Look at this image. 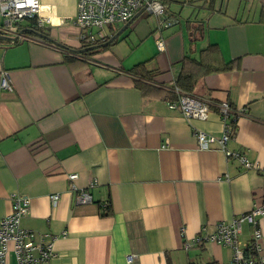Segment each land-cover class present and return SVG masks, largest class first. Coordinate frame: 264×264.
Listing matches in <instances>:
<instances>
[{
	"label": "crops",
	"instance_id": "0c3cea01",
	"mask_svg": "<svg viewBox=\"0 0 264 264\" xmlns=\"http://www.w3.org/2000/svg\"><path fill=\"white\" fill-rule=\"evenodd\" d=\"M39 1L51 20L45 33L85 48L72 23L77 0ZM163 1L176 24L158 29L142 12L111 25L110 37L120 32L100 48L71 52L39 37L0 47V81L7 72L11 83L0 86V218L13 194L27 196L21 227L56 235L48 264H128V254L129 264H229L231 249L208 235L264 204L260 172L217 144L199 149L194 137L196 130L221 135L215 105L227 101L244 108L227 147L264 165V0ZM28 24L21 29L35 37ZM190 59L215 68L193 87L212 103L204 120H188L140 88L166 89ZM68 173L92 202L76 203ZM259 227L264 245V220ZM251 238L243 224L239 246Z\"/></svg>",
	"mask_w": 264,
	"mask_h": 264
},
{
	"label": "built area",
	"instance_id": "2783aa9c",
	"mask_svg": "<svg viewBox=\"0 0 264 264\" xmlns=\"http://www.w3.org/2000/svg\"><path fill=\"white\" fill-rule=\"evenodd\" d=\"M39 0H0V47L11 46L21 41H32L35 37L23 32L21 23L28 21L37 28L50 24L48 17L41 16ZM145 12L157 18L158 29L167 28L177 23L178 19L168 13V6L163 0H77V12L72 23L79 30V41L82 46L97 44L110 38L107 29L116 23H126L135 15ZM37 37V38H36ZM158 48L162 49V41H157ZM0 86L11 89L10 78L7 72L2 73ZM175 98L167 102L169 109H177L186 119H206L212 105L209 97H198L182 92L178 87H173ZM221 118L223 130L216 137L201 130L194 132V137L199 149H209L212 144H217L226 158L233 159L245 169L255 170L264 176V165L251 162L243 153L227 147L231 139L236 119L243 115L244 108H234L229 102L221 101L215 105ZM235 118V121H232ZM70 188L75 191V200L78 204L92 202V196L86 188H77L73 181L76 173H68ZM50 200L56 204L59 194H52ZM30 200L27 196L13 194L11 196V211L0 218V264H12L10 254L14 256L13 264H48L55 256L54 240L56 235L51 233L36 234L31 230L21 227V218L29 212ZM109 202H103L101 208L107 212ZM264 220V204L254 206L249 212L242 213L230 221H220L216 224L213 233L207 239L231 249L229 264H264V245H261L260 221ZM243 224L252 227L250 242L241 248L238 236ZM65 235V233H62ZM200 241L199 237L194 241ZM190 242H184V248L191 247ZM250 253L246 252V249ZM132 254L126 256L129 264L133 259Z\"/></svg>",
	"mask_w": 264,
	"mask_h": 264
},
{
	"label": "trees",
	"instance_id": "16d2710c",
	"mask_svg": "<svg viewBox=\"0 0 264 264\" xmlns=\"http://www.w3.org/2000/svg\"><path fill=\"white\" fill-rule=\"evenodd\" d=\"M29 23L30 24H28L27 26H29V28H30L29 30L32 33H33V31H39L42 34H46L42 28H37L34 25V23H32V22H29ZM42 40H44V39H42ZM106 41H103V42H100L97 44L86 45L83 47L99 45V44L105 43ZM3 47H5V46H3ZM210 49H215L214 45L208 46L204 50L209 51ZM188 62L189 63L183 62L182 67L179 70L178 74L176 75L173 84L171 86L167 87L166 89L155 87L151 84L144 83V84L140 85L141 90L143 91L144 94L156 95V96L160 97L161 99L171 100V99L175 98V95L173 92V87L176 86L182 92H185L189 95L195 96V94L193 93L194 85H196L197 81L200 79V77H202V75H205L211 71H214L215 68L209 67L207 65H203L202 63H200L194 59H190ZM139 66H141V65H139ZM139 66H136L133 72H135V70H137V67H139ZM222 69H224V68H222ZM146 73H150V72L146 71ZM232 121H235V118ZM246 252L250 253V250L247 248Z\"/></svg>",
	"mask_w": 264,
	"mask_h": 264
},
{
	"label": "water",
	"instance_id": "95a60500",
	"mask_svg": "<svg viewBox=\"0 0 264 264\" xmlns=\"http://www.w3.org/2000/svg\"><path fill=\"white\" fill-rule=\"evenodd\" d=\"M138 15V14H137ZM137 15H135V16H137ZM134 16V17H135ZM133 17V18H134ZM132 18V19H133ZM132 19H130L127 23H125V24H129L130 22H131V20ZM119 32L120 31H118L117 33H115V34H113L105 43H102V44H99V45H93V46H89V47H85V48H80V49H74V48H72V49H69V48H67L66 46H64V45H62V44H60V43H58V42H56V40H54V38L53 37H51V36H49V35H47V34H42V33H40L39 31H33V33L36 35V36H38L39 38H41V39H44V40H47V41H49V42H51V43H53V44H57L58 46H60L61 48H64V49H67L68 51H71V52H77V53H79V52H83V51H87V50H91V49H95V48H98V47H103V46H106V45H108L109 43H111L117 36H118V34H119ZM2 38H4V37H1L0 36V39H2Z\"/></svg>",
	"mask_w": 264,
	"mask_h": 264
},
{
	"label": "bare ground",
	"instance_id": "6f19581e",
	"mask_svg": "<svg viewBox=\"0 0 264 264\" xmlns=\"http://www.w3.org/2000/svg\"><path fill=\"white\" fill-rule=\"evenodd\" d=\"M127 23V22H126Z\"/></svg>",
	"mask_w": 264,
	"mask_h": 264
}]
</instances>
